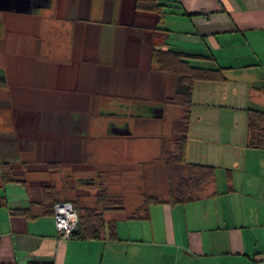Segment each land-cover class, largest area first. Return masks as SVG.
I'll use <instances>...</instances> for the list:
<instances>
[{"label": "crops", "instance_id": "1", "mask_svg": "<svg viewBox=\"0 0 264 264\" xmlns=\"http://www.w3.org/2000/svg\"><path fill=\"white\" fill-rule=\"evenodd\" d=\"M158 2L161 17L135 0H0V264H264V147L246 144V110L264 111V0ZM169 50L224 79L178 102L170 63L152 58ZM185 111V160L212 167L196 197L133 216L113 198L99 237L57 234L61 193L89 197L97 167L142 160L128 115ZM96 113L129 133L95 135Z\"/></svg>", "mask_w": 264, "mask_h": 264}, {"label": "trees", "instance_id": "2", "mask_svg": "<svg viewBox=\"0 0 264 264\" xmlns=\"http://www.w3.org/2000/svg\"><path fill=\"white\" fill-rule=\"evenodd\" d=\"M135 8L139 11L153 12L161 17L162 4L158 0H135ZM166 53L169 55L167 58ZM152 58L155 62H159V66H164L169 62L168 70H171L176 75V100L188 103L191 93L192 83L195 80L221 81L224 79L220 69L204 68L191 66L181 59L183 53L177 51H166L161 53L153 51ZM167 64V63H166ZM177 100V101H178ZM178 101V102H179ZM187 114L180 118V123L177 133L173 140V153L171 157L165 160L167 166L172 164L186 167L188 170L187 176H181L176 183L170 182L167 196L161 197L159 194L145 192L143 194L144 205L135 208L129 216L138 215L140 211H144L147 204L152 201H165L169 203L183 202L197 196L202 189V185L208 180L212 173V167L204 164L188 163L185 160L186 149V131H187ZM246 130H247V146L264 147V111L248 108L246 110ZM6 178V174L2 175ZM97 194L93 205L80 204L78 206V221L75 228L71 231L69 237L95 238L99 237L102 227L107 223L103 219V212L107 210L118 209L114 207L118 204V200L110 197V193L105 185H98ZM58 201V200H57ZM56 201L51 202L52 205ZM2 200L0 198V204ZM75 207V206H74ZM109 224V223H108Z\"/></svg>", "mask_w": 264, "mask_h": 264}, {"label": "rangeland", "instance_id": "3", "mask_svg": "<svg viewBox=\"0 0 264 264\" xmlns=\"http://www.w3.org/2000/svg\"><path fill=\"white\" fill-rule=\"evenodd\" d=\"M2 89L3 87H0V90ZM3 101L4 102L2 103L6 102V100ZM146 112L147 111H145V114ZM178 114L179 113L174 114L176 115L175 117L173 116L174 119L171 118L170 113H166L162 118H155L145 115H128L127 122L129 121L130 130L133 132V135L141 139L143 144L141 153V156H143L142 160H137L134 166H129L128 169H123L122 171L118 166L110 169V172L102 171L100 170V167H97L98 170L95 173V182L92 186H87L86 189L92 192L95 191L96 194L98 191V185H105L109 189L111 198H124L123 204H125L126 206L123 211L124 214L130 213L136 205L137 208L143 207L144 200L142 196L143 194L145 195V192L147 194L154 191L155 193L159 192L165 195V192L167 191L168 181L165 174L166 170L161 160H165L173 153V140L180 123L179 119L177 118ZM114 116L115 115L109 113H96L95 118L93 119L95 123V135L104 134L105 130H108L111 122H109L108 119ZM101 119H104V122H100ZM104 135L108 134L106 133ZM104 135L100 137L101 142L103 139H113L112 137H104ZM159 140H161V146L159 147V150L155 149L154 151L152 147H150L149 149V146L146 145L149 144L155 146L156 143L159 142ZM156 158L158 161L156 160ZM169 167L167 169V173L169 174V178L171 179L172 184H174V182L176 183V181L181 176L185 177L188 175V170L186 169V167ZM141 174L143 177H140ZM155 174L156 176L154 178ZM73 192L74 191H65L61 193L58 200H69L74 203L73 205L75 206L76 203L77 205H93L95 198L94 196H92V192L90 193L91 195H89V197L83 199L80 198V200H74L75 195ZM114 192H119L122 194L118 195Z\"/></svg>", "mask_w": 264, "mask_h": 264}, {"label": "built area", "instance_id": "4", "mask_svg": "<svg viewBox=\"0 0 264 264\" xmlns=\"http://www.w3.org/2000/svg\"><path fill=\"white\" fill-rule=\"evenodd\" d=\"M52 214L56 232L63 238L69 237L78 221V213L69 200H58L52 205Z\"/></svg>", "mask_w": 264, "mask_h": 264}, {"label": "water", "instance_id": "5", "mask_svg": "<svg viewBox=\"0 0 264 264\" xmlns=\"http://www.w3.org/2000/svg\"><path fill=\"white\" fill-rule=\"evenodd\" d=\"M150 114L153 115V116H161L162 115L161 108H159V107L151 108ZM108 130H109V132L118 133V134H127V133H129V130H128V128L126 126L125 127L116 128V127H114L113 125L110 124Z\"/></svg>", "mask_w": 264, "mask_h": 264}, {"label": "flooded vegetation", "instance_id": "6", "mask_svg": "<svg viewBox=\"0 0 264 264\" xmlns=\"http://www.w3.org/2000/svg\"><path fill=\"white\" fill-rule=\"evenodd\" d=\"M125 122H126V121H125V120H123V121H121V122H120V124H122V125H123Z\"/></svg>", "mask_w": 264, "mask_h": 264}]
</instances>
